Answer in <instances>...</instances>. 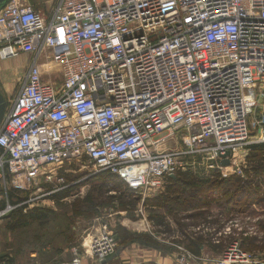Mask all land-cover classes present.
<instances>
[{"label":"built area","instance_id":"2783aa9c","mask_svg":"<svg viewBox=\"0 0 264 264\" xmlns=\"http://www.w3.org/2000/svg\"><path fill=\"white\" fill-rule=\"evenodd\" d=\"M25 56L0 126V185L16 192L40 176L62 183L55 168L73 163L155 195L192 158L212 162L206 173L232 165L250 129L264 143V0H55L47 16L12 1L0 8V60ZM180 129L186 148L161 150ZM116 249L100 228L66 264ZM241 249L232 242L216 264H257Z\"/></svg>","mask_w":264,"mask_h":264},{"label":"rangeland","instance_id":"374dc122","mask_svg":"<svg viewBox=\"0 0 264 264\" xmlns=\"http://www.w3.org/2000/svg\"><path fill=\"white\" fill-rule=\"evenodd\" d=\"M12 1L31 6L44 16L49 14L55 2V0ZM24 65L25 60L21 57L0 62V88L8 103L5 117L10 108L9 101L13 99L20 88ZM50 68V72L56 71L53 66ZM47 78L56 81L59 76L50 73V76L45 77V79ZM250 134L247 146L237 151L232 165L220 169L214 163L215 168L211 170L215 171L222 179L239 177L240 183L238 185L244 187V194L242 191L234 192L236 187H233L229 191L230 193H224L218 189L211 193L201 194V197L192 198L190 201L197 203L196 208L186 205L189 198L188 193L182 192L184 189L176 190L178 194L169 192L166 203H158L156 208L144 206L146 199H153L164 190L166 193L169 184L165 189V183L161 191L155 195L149 193L136 194L129 192L125 184L115 175L95 173L88 167L83 168L73 163H64L60 168H55L56 178H62V183L56 181L47 183L40 176L36 184L25 192L14 191L9 183L5 186L0 185V203L10 200L13 196L15 204L7 203V205L14 207L13 211L22 208L25 209L23 210L24 213H35L42 216L39 218L40 220L31 219L26 226L15 229L9 228L12 227V222L8 224L1 221L5 220L3 217L5 215L0 217V264H34L37 258L39 261L50 263L56 259L57 249L65 247L63 246V237L75 232V230L79 238L76 243L71 244L74 246L70 247H77L79 252L83 254V248H88L92 235L100 228L107 227L114 234H119L118 226L123 223L124 220L122 219H128L135 223L146 221L147 226L144 228L139 226L141 223L136 225L134 223L133 227L138 231L142 228L143 231L140 230V232L150 237L151 239H149L153 244L159 245V249L176 250L179 256L177 258L178 263H180L182 256L184 257L183 264H187L189 261H187L184 252V235L189 233L193 236L202 237V239H206V235H208L216 243L222 242L223 249L219 253V257L232 242L237 241L241 244L243 240L245 246L241 250L248 253L253 262L264 264V230L259 228V224L264 225V196L260 195L262 187L258 189L255 185L257 180L259 182L264 181V162L259 163V160L253 162L254 159L249 157V147L259 141V135L256 131L250 129ZM164 135L165 133H162L160 136L164 137ZM190 136L189 129H180L164 140L161 150L184 149L186 148L185 139L190 138ZM191 162H195L196 165L179 173L205 174L206 169H208L207 166L212 163L207 159L200 158H192L189 160V163ZM260 166L263 169H260L261 172L255 175L254 168ZM190 178L192 177L190 176ZM257 189L258 192H255ZM187 190L188 188H185V191ZM161 204L164 206H160ZM7 205L0 212L4 211ZM159 214L164 215L168 226H155L148 220L149 216ZM188 216H190L189 219H187ZM13 225L16 226L17 223ZM64 227L66 229H63ZM88 235H91L90 241L82 248L83 237ZM117 237L116 250L121 248L119 236L117 235ZM230 237H234V239L230 240ZM214 241L213 243H215ZM42 245L45 246L42 247ZM55 245L57 247L54 250L52 248ZM210 250H208V257L212 256ZM70 256L69 258L72 259L71 253ZM218 256L215 257L214 264L219 259ZM82 258L85 257L82 255Z\"/></svg>","mask_w":264,"mask_h":264},{"label":"trees","instance_id":"16d2710c","mask_svg":"<svg viewBox=\"0 0 264 264\" xmlns=\"http://www.w3.org/2000/svg\"><path fill=\"white\" fill-rule=\"evenodd\" d=\"M249 150H250L249 157L254 159L253 162H257V160H259V163L264 162V152L260 153V152L264 151V143L251 145L249 147ZM260 169H263L262 166L254 168V171L256 173L255 175H258V173L261 172V171H259ZM101 174L111 175V174H108L105 172L101 173ZM190 176L192 178H190ZM182 177H184V178H182ZM239 181H240V179L237 176L231 177L229 179H222L218 176V174L215 171H210L209 173H205V174L197 173L196 175L189 173V172L178 173L174 177H168L167 180L165 181V183H166L165 189L167 188V185L169 184L166 193H164L165 192V190H164L157 197H154L153 199H146L144 201L143 205L150 207V208H156L158 203H164V204L166 203V201L169 197V194H168L169 192L174 193V194H178V192H176V190H178V189L183 190L184 189L182 192L188 193V198H189L186 201V205H189V206L191 205L192 207L196 208L197 203H191V201H190L192 198L201 197V194H205L208 192L211 193V192L216 191L218 189H220L224 193H226V192L230 193L229 191L233 187H236L235 188L236 190L234 192L242 191V193L244 194L245 189H244V187L238 185V183H240ZM255 185H256V187H258V189H259V187H262L261 188L262 192H260V195L264 196V181L259 182V180H257V181H255ZM125 187L129 192L133 193V191L131 189H129L126 185H125ZM185 188H188V190L185 191ZM258 189L255 192H258ZM8 196L10 197V195H8ZM7 203L8 204H15L13 201V196H11L10 200H7L6 202L2 201L0 203V210H3L5 208V206L7 205ZM164 204H161L160 206H164ZM23 210H25V209L18 208L14 211L11 210L8 213H6L5 216H3L5 219H8V224H10L12 222V227H9L10 229L24 227L29 223V220H31V219L40 220L39 218H42V216H40L39 214L27 213V212L24 213ZM37 211H39V210H37ZM190 216H188L187 219H189ZM148 220L150 222H152L155 226H159V227L168 226V223H166V219L164 218V215H161V214L155 215V216H149ZM14 223L15 224L17 223V225H16L17 227L13 225ZM259 228L263 231L264 225L259 224ZM71 233H73V232H71ZM118 233L119 234L115 233L116 241L118 242V237H117V235H118L121 246L126 245V244H130L132 242H136L139 245L144 246V247H148V248L159 247V245L157 246V244L156 245L153 244L150 241L151 238L148 237L146 234L130 233L125 228L121 227L120 225L118 226ZM231 239H234V237H232V238L230 237V240ZM213 241H214V239L212 237L211 238L208 237V235H206V239H202V237H197L195 235L193 236L189 233H185V235H184V249L186 251H188L189 253L195 255V256H198L201 254L202 248H205L208 250L211 249L210 250L211 252H213L215 254H219L223 249V244H222V242L216 243L215 241H214L215 243H213ZM239 245L243 249V247L245 246V242L242 240V243ZM44 246L45 245H42V247H44ZM72 246H74V245H72Z\"/></svg>","mask_w":264,"mask_h":264},{"label":"crops","instance_id":"0c3cea01","mask_svg":"<svg viewBox=\"0 0 264 264\" xmlns=\"http://www.w3.org/2000/svg\"><path fill=\"white\" fill-rule=\"evenodd\" d=\"M10 2H12V0H10L7 3H10ZM5 4L1 5L0 8L2 6H4ZM37 12H39V11H37ZM21 58H23L25 60L24 72L21 73L23 75L21 78V83H22V80L24 79L25 73L27 71V67L30 63L31 57L25 56V57H21ZM0 62H1V60H0ZM0 91H1V89H0ZM5 92L6 91H4V93ZM4 98H5V95H4ZM5 102H6V100H5ZM7 104L8 103L6 102V105ZM63 220H65V219H63ZM122 220H124V221H123V223H120L121 227L125 228L130 233L142 234L141 233L143 231L142 228H140V230H141V232H140V230L138 231L133 227L134 226L133 224L135 222H131L128 219H122ZM1 221L8 223V219L1 220ZM145 222H143V223L141 221L138 222V223H141V225H139V226L143 227V228L146 227L147 225ZM138 223L136 222L135 225ZM63 229H66V228L64 227ZM90 237H91V235H88L87 237H83L82 241H84V243L81 244L82 248L88 244V242L90 241ZM63 238H64V245L63 246H65V247H63L62 249H57L56 259H53L50 263H48V262L45 263L44 261H41V260L39 261V258H37L36 261L34 262V264H47V263L48 264H66V263L70 262V259H71V258H69V257H71L70 256V249H71L70 246H72L71 245L72 243H76L78 241L79 237L77 236V231L75 230V232H73V233L66 234ZM55 247H57V246L55 245L52 249H54ZM160 248H162V247H160ZM120 250H121L120 255L116 259L111 261L112 262L111 264H180V263H178V260H177V258L179 256L177 255L176 250L165 251L163 249H159L158 247L148 248V247L141 246L136 242H132L130 244L122 245ZM184 252L186 254L187 261L189 260L187 262V264L188 263H190V264H201V263L214 264L213 261L216 259L215 257H217L219 255V254H215L212 252V256H210L212 258H210L207 256V254L209 253L208 249H205V248L201 249V254L198 256H195L186 250H184ZM84 264H96V263H91V262L85 260Z\"/></svg>","mask_w":264,"mask_h":264},{"label":"water","instance_id":"95a60500","mask_svg":"<svg viewBox=\"0 0 264 264\" xmlns=\"http://www.w3.org/2000/svg\"><path fill=\"white\" fill-rule=\"evenodd\" d=\"M10 0H0V6L9 2ZM5 110H6V102H5V98H4V95L1 93L0 91V126L4 120V117H5ZM227 156H229V152H227L226 154ZM223 165L227 166L229 165V160L226 159L222 162ZM173 177V176H172ZM120 249L116 250L115 253L113 255H111L109 258L103 260V261H100L96 264H108L110 263L111 261H113L114 259H116L119 255H120Z\"/></svg>","mask_w":264,"mask_h":264},{"label":"bare ground","instance_id":"6f19581e","mask_svg":"<svg viewBox=\"0 0 264 264\" xmlns=\"http://www.w3.org/2000/svg\"><path fill=\"white\" fill-rule=\"evenodd\" d=\"M49 67H52V65L50 64Z\"/></svg>","mask_w":264,"mask_h":264},{"label":"flooded vegetation","instance_id":"af4514ba","mask_svg":"<svg viewBox=\"0 0 264 264\" xmlns=\"http://www.w3.org/2000/svg\"><path fill=\"white\" fill-rule=\"evenodd\" d=\"M1 89V88H0ZM7 98H5V100H6ZM6 102H7V100H6Z\"/></svg>","mask_w":264,"mask_h":264}]
</instances>
